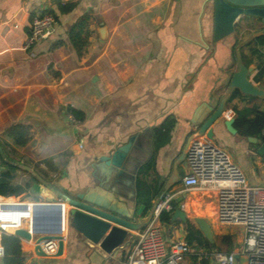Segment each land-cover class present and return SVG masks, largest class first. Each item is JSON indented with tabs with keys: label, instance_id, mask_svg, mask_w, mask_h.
<instances>
[{
	"label": "crops",
	"instance_id": "0c3cea01",
	"mask_svg": "<svg viewBox=\"0 0 264 264\" xmlns=\"http://www.w3.org/2000/svg\"><path fill=\"white\" fill-rule=\"evenodd\" d=\"M46 13L57 18L54 35L26 48L32 19ZM212 14L211 0H0V134L7 137L8 147L28 171L41 175V183L26 194V201L64 202L70 209L65 199L54 198L51 191L77 193L98 178L121 194L131 195L132 170L152 156L151 181L164 186L174 168L186 174L183 154L198 132L192 119L202 105L218 106L238 69L236 43L260 26L257 19L241 17L234 35L215 43ZM252 20L259 26L247 23ZM74 26L80 31L76 43L70 38ZM102 26L106 30L103 40ZM256 46L264 53V44ZM243 52L244 63L255 65L248 78L264 89V78L255 79L256 61L246 48ZM234 106L264 110V97L239 94L228 102L225 119L236 116ZM169 117L175 118V125L169 139L156 148L154 129ZM36 119L38 126L33 123ZM19 123L29 127L30 138L23 146L8 136V129ZM131 137L135 140L123 173L100 161ZM202 137L209 139L206 134ZM211 141L225 151L235 147L236 156L226 152L248 183L264 184V153L259 152L264 142L260 138L250 141L223 127ZM162 191L147 210L135 200L137 222L147 223ZM168 194L173 195L172 207H182L188 219L197 209L207 215L209 207L214 215V195L184 191L181 181ZM48 214L40 215V228L54 225ZM15 221L6 223L10 230L18 225ZM29 222L23 227L28 228ZM164 230L170 242H187L183 221ZM136 232L130 231L119 248L107 253L100 243H93L66 222L60 255L40 256L35 252L36 236L21 239L28 250L25 264H126Z\"/></svg>",
	"mask_w": 264,
	"mask_h": 264
},
{
	"label": "water",
	"instance_id": "95a60500",
	"mask_svg": "<svg viewBox=\"0 0 264 264\" xmlns=\"http://www.w3.org/2000/svg\"><path fill=\"white\" fill-rule=\"evenodd\" d=\"M211 2L213 13L212 39L215 43L233 36L236 24L241 17L254 18L261 23L256 32L239 41L236 45L235 52L238 69L233 73L228 89L218 106L202 105L192 119V124L198 125L197 135L202 136L206 134L209 139L214 140L217 132L223 127L232 134L237 133V129L234 127L235 117L225 119L223 116L228 100L236 90L243 95L264 97V89L254 84L248 78L249 74L254 71L255 65H246L241 54V48L243 46L255 38L264 36V0H211ZM105 31V28L102 26L100 30L102 40L105 36ZM33 123L35 126H38L40 122L36 119L33 120ZM146 133L150 137L152 136L151 130L146 131ZM134 140L135 138L131 137L128 143L119 146L107 155L101 156L100 161L110 167V169H119L121 171L120 173H123V170L126 169L123 163L132 148ZM248 140L257 141V137L249 136ZM259 152L264 153V145ZM0 156L6 161H9L6 158L1 144ZM183 157L186 160V152H184ZM145 160L138 162L137 167L132 170L134 171V176H129L132 179V182L128 184L132 188L131 195L121 194L118 188L104 183L100 178L97 179L98 182L94 185H89L83 191L77 193H64L59 190H55V192L51 191V195L54 198L60 195V197L65 199L70 205V209L65 208L64 202H34L29 227L20 226L19 223V226L14 229L12 234L24 240H31L33 236H36L35 252L44 257L48 255L42 250L40 244L43 241L58 239L59 249L56 255H60L64 248V237L61 233L63 231V224L67 222L68 225L83 234L93 243H100L104 251L112 253L121 246L130 231H137L145 225V222L136 221L137 208H134L137 202V174L143 165L142 162ZM17 166L20 165L17 164ZM23 167L29 170V167ZM181 178V173L174 168L170 181H168L169 183L163 186L160 199L170 191L173 185L179 183ZM23 209L25 210L12 214V216L17 217L18 222L21 221L22 216L31 215L28 205H25ZM42 212H49L47 218L55 222L52 227H39L38 222L40 221ZM177 220H181L184 223L188 221L187 213L180 206L175 207L170 214L169 221L164 223L166 232H168L170 225ZM194 221L207 241L214 244L215 236L211 223L203 217H195Z\"/></svg>",
	"mask_w": 264,
	"mask_h": 264
},
{
	"label": "built area",
	"instance_id": "2783aa9c",
	"mask_svg": "<svg viewBox=\"0 0 264 264\" xmlns=\"http://www.w3.org/2000/svg\"><path fill=\"white\" fill-rule=\"evenodd\" d=\"M57 25V18L51 13L35 16L29 25L25 47L50 39ZM186 160L188 169L181 178L182 189L214 195L215 221L222 225L239 226L240 242L232 251L191 245L186 241L170 242L160 223L161 213L173 208V195L167 193L156 201L144 227L137 230L126 264H264V184H249L241 168L223 148L199 135L189 142ZM2 198L7 197L0 196V259L4 256L1 235L12 234L19 223L23 226L32 217L22 216L23 221H15L18 225L9 230L3 225L1 216L5 212H21L24 205L22 200L15 197L20 201L10 204L9 210H6L4 206L8 204H4ZM28 207L30 210L29 205ZM65 225L66 223L63 224L61 235L65 231ZM40 245L48 257L54 256L59 249V240L43 241ZM29 248L32 249V246Z\"/></svg>",
	"mask_w": 264,
	"mask_h": 264
},
{
	"label": "trees",
	"instance_id": "16d2710c",
	"mask_svg": "<svg viewBox=\"0 0 264 264\" xmlns=\"http://www.w3.org/2000/svg\"><path fill=\"white\" fill-rule=\"evenodd\" d=\"M72 6L62 8V11H68ZM83 27V25H82ZM76 26L70 30V38L74 43L77 42L76 38L79 37L80 31L76 30ZM79 30H81L79 28ZM238 44V42L236 43ZM262 46L264 44V36H260L250 41L248 44L241 48L242 58L246 61L245 52L243 49H247L253 56V61H256L258 66V74L256 75V81H262L264 78V53L256 46ZM235 48V47H234ZM249 63V62H248ZM240 93L235 91L228 102H232ZM245 97H249L244 95ZM75 113V110H72ZM236 113L234 127L237 129L238 134L243 137H257L264 142V110L258 108H238L234 106ZM175 118H167L162 126L154 129V144L156 148L164 144L170 136V132L175 125ZM8 136L13 139L14 143L19 146L26 145L29 140V127L25 124L19 123L13 125L8 129ZM0 144L5 152L6 161L0 156V196L12 197L18 196L23 193H28L35 184L41 183L39 172H29L25 169L21 160L18 159L15 150H7L5 145L0 141ZM19 164L20 166H17ZM155 157L152 156L145 164H143L137 174V202L144 204L146 210L152 205V201L158 197L163 189V184L151 181L148 177L151 171H155ZM19 171L25 176L20 178ZM9 202L15 201L9 199ZM175 205L173 208L175 209ZM170 219V211H163L160 215V220L164 223ZM185 229L187 231L186 240L189 244H198L210 249L222 250L223 243L227 245L225 251L233 250V242L228 237L216 238V242L211 244L204 237L203 233L195 226L191 220L185 223ZM222 239V240H221ZM1 244L4 247V256L1 258L0 264H24L28 250L22 243L20 237L14 234L3 233L1 235Z\"/></svg>",
	"mask_w": 264,
	"mask_h": 264
},
{
	"label": "rangeland",
	"instance_id": "374dc122",
	"mask_svg": "<svg viewBox=\"0 0 264 264\" xmlns=\"http://www.w3.org/2000/svg\"><path fill=\"white\" fill-rule=\"evenodd\" d=\"M247 23L251 24V26H253V27L255 26V28L259 26L258 24L261 25L260 22H258V24H257V22H255L253 20L250 21V22H247ZM6 138L7 137L5 135H1L0 134V141L5 145V147L7 148V150L10 151L13 148L8 147V144L6 142ZM225 149H226V151L229 154L231 153L233 156H236L237 155V149L235 147L229 146V148L226 147ZM25 161L27 162V160H25ZM19 175H20V178L23 177V176H25V174H23L22 172H19ZM26 194H29V193H23L21 195L12 196V197H18L20 200L24 201V200H28L29 199L28 195H26ZM208 209L209 210L207 211V215H204V213L200 209L195 210V212H193V211L190 212L189 220H191L192 223L195 226H197L196 225V222L194 221V218L195 217H203V218L207 219L208 222L211 223V227H212L213 234L215 236H217V238H222V237H228V236H230V239L233 242V247L232 248L234 249L235 242H240V240H241V228L239 226H234V225H222V224H218L215 221L214 217H213L214 215H213L210 207ZM23 224H25V223H23ZM222 246H223L222 248H224V251H225L226 250L225 247H227V245L223 243ZM0 261H1V259H0Z\"/></svg>",
	"mask_w": 264,
	"mask_h": 264
},
{
	"label": "bare ground",
	"instance_id": "6f19581e",
	"mask_svg": "<svg viewBox=\"0 0 264 264\" xmlns=\"http://www.w3.org/2000/svg\"><path fill=\"white\" fill-rule=\"evenodd\" d=\"M9 199H14L15 201L14 202H11L10 204H13V203H18L20 200L19 199H17V198H15V197H7V198H2L1 200L3 201V203L4 204H8L7 202H9L8 200ZM19 200V201H18ZM10 204H8L9 206H10ZM29 205L30 206V216H32V212H33V209H34V207H33V202H31V201H26V200H24L23 201V204L22 205ZM4 208L6 209V210H9V208H8V206L6 205V207L4 206ZM25 209H23V211H24ZM1 218H2V221H3V225L6 227V228H8L7 227V225H6V223H11V221H15V220H18L17 219V217H15V216H12V214H8V212H5L4 214H3V216H1ZM9 229V228H8ZM10 230V229H9Z\"/></svg>",
	"mask_w": 264,
	"mask_h": 264
}]
</instances>
